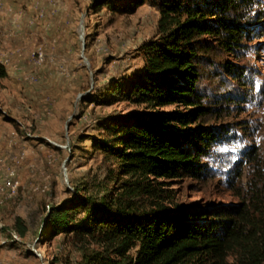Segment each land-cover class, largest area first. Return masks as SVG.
I'll return each mask as SVG.
<instances>
[{
    "label": "rangeland",
    "instance_id": "1",
    "mask_svg": "<svg viewBox=\"0 0 264 264\" xmlns=\"http://www.w3.org/2000/svg\"><path fill=\"white\" fill-rule=\"evenodd\" d=\"M133 1L0 0V65L6 71L0 79V264H85L102 252L88 239L52 232L48 215L88 196L101 201L118 176L100 149L106 127L152 114L118 95L143 72L142 48L157 38V7L132 9ZM260 2V23L251 27L243 52L210 55L201 63L204 97L232 100H221L227 109L219 125L227 133L202 159L203 175L158 181L172 197L168 206L245 204L254 218L264 207ZM226 62L244 69L240 82L226 76ZM181 110L165 106L155 112ZM237 254L204 264H240Z\"/></svg>",
    "mask_w": 264,
    "mask_h": 264
},
{
    "label": "trees",
    "instance_id": "2",
    "mask_svg": "<svg viewBox=\"0 0 264 264\" xmlns=\"http://www.w3.org/2000/svg\"><path fill=\"white\" fill-rule=\"evenodd\" d=\"M132 9L157 7V38L142 48L143 72L118 95L152 110L147 118L115 121L100 149L117 167L101 201L52 208V232L69 233L101 247L85 264H204L236 251L240 264H264V207H171L159 180L203 175L202 159L227 133L219 125L227 98L209 102L199 90L201 63L225 53L237 57L259 24L260 0H134ZM212 59V57H211ZM212 62H209V64ZM240 82L244 69L226 62ZM6 77L0 65V79ZM244 86V85H243ZM165 106L181 111L155 112ZM20 222V220L18 219ZM43 233V229L41 230ZM135 256L129 255L135 250Z\"/></svg>",
    "mask_w": 264,
    "mask_h": 264
}]
</instances>
